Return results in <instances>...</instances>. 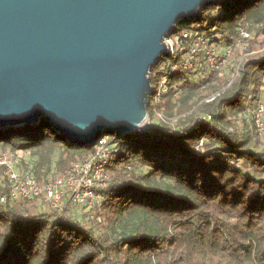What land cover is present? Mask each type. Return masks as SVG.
Here are the masks:
<instances>
[{
	"label": "trees",
	"instance_id": "obj_1",
	"mask_svg": "<svg viewBox=\"0 0 264 264\" xmlns=\"http://www.w3.org/2000/svg\"><path fill=\"white\" fill-rule=\"evenodd\" d=\"M177 28L228 45L250 32L238 77L227 86L204 68L196 78L171 69L180 57L164 55L151 81L167 75L168 90L158 103L151 95L149 120L161 112L177 126L104 135L109 179L96 205L73 204L88 209L81 219L44 199L12 200L0 182V264H264V135L232 130L264 85V0H223ZM98 142L76 147L45 118L0 129L1 150L39 156L40 182L55 151L64 175Z\"/></svg>",
	"mask_w": 264,
	"mask_h": 264
},
{
	"label": "water",
	"instance_id": "obj_2",
	"mask_svg": "<svg viewBox=\"0 0 264 264\" xmlns=\"http://www.w3.org/2000/svg\"><path fill=\"white\" fill-rule=\"evenodd\" d=\"M220 1L0 0V129L45 118L80 147L146 128L165 38Z\"/></svg>",
	"mask_w": 264,
	"mask_h": 264
},
{
	"label": "built area",
	"instance_id": "obj_3",
	"mask_svg": "<svg viewBox=\"0 0 264 264\" xmlns=\"http://www.w3.org/2000/svg\"><path fill=\"white\" fill-rule=\"evenodd\" d=\"M249 36L250 32L241 29L240 37L234 45ZM165 42L168 47L166 54L169 57L181 58L179 62L175 63L168 61L171 69L180 71H191L196 68V57L202 52L205 69L209 72H216L221 65L228 61L233 46L226 45L223 52H219L213 37L203 32L191 29L179 30L178 28L165 38ZM167 80V75L162 76L157 85L152 88L155 103H158L161 95L168 90ZM215 96L213 95L208 100H213ZM244 114L249 122L251 135H264V102L249 97L248 107ZM157 116L169 124L168 120L170 119L161 112H157ZM198 118L211 119V115H198ZM145 131L147 128L136 133ZM98 143L94 152L82 160L74 161L66 174L42 182L38 181L36 174L24 173L19 170L21 163L33 154L31 148L2 150L0 151V182L8 186L9 197L12 200L44 199L60 212L67 208L66 204L70 202L69 198L71 202L77 204L94 206L100 199L99 189L105 186L109 179L108 164L112 153L110 145L103 137ZM67 197L69 198L67 199ZM2 200L6 201V197Z\"/></svg>",
	"mask_w": 264,
	"mask_h": 264
},
{
	"label": "rangeland",
	"instance_id": "obj_4",
	"mask_svg": "<svg viewBox=\"0 0 264 264\" xmlns=\"http://www.w3.org/2000/svg\"><path fill=\"white\" fill-rule=\"evenodd\" d=\"M250 37H251V33H250V36L247 38H250ZM216 43H217V48H218L219 52H223V48L226 45H228L226 43V41H224V40H220ZM247 51H248V48H247L246 42H244V39H242L238 44L232 46L231 55H230L228 61H226L223 65H221L220 69L218 71H216L217 75L219 76L221 83H225V85L229 86L238 77L241 62L249 57V53ZM195 63H196L197 67L192 69L191 71H193V73H194L193 75H195L194 77H196V78L202 77V75H203L202 72H203V69L205 68L202 52L199 54L198 57H196ZM156 85H157V83H154V87ZM259 101L264 102V85L262 87V92H261V96H260ZM232 120L234 123L233 129L239 134L246 132L250 127L249 122L246 119V114H241L239 116H235L234 118H232ZM150 122L152 125L157 126V127L164 126V122L159 116H156L151 121L149 120L147 126H145L146 128L149 127ZM168 122H169L168 126H171V127L173 126V128H174V126H177L176 125V119L168 120ZM0 151H2V150L0 149ZM58 158H59V152L55 151L53 153L51 163L49 164V168H48L47 172L44 173L43 180L53 179V178H56V177L62 175L56 169V163H57ZM38 162H39V156L32 154L31 157H29L26 161L21 163V165L19 166V170L21 172H24V173L30 172V173L35 174L36 170H37ZM68 198L69 197H67V199ZM69 200H70V202H68ZM68 201H67L68 203L66 204L67 208L68 207L73 208L74 216L78 219H81L88 209L83 207V206L73 205V204H75V202H71L70 198L68 199ZM39 203L43 204L40 206V208L42 210H44L46 208V204L42 201H39ZM74 206H75V208H74Z\"/></svg>",
	"mask_w": 264,
	"mask_h": 264
}]
</instances>
